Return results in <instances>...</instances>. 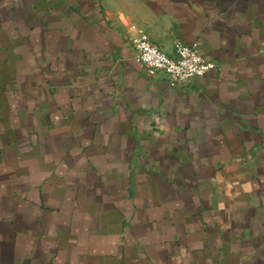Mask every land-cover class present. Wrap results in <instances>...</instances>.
Listing matches in <instances>:
<instances>
[{
    "label": "crops",
    "instance_id": "0c3cea01",
    "mask_svg": "<svg viewBox=\"0 0 264 264\" xmlns=\"http://www.w3.org/2000/svg\"><path fill=\"white\" fill-rule=\"evenodd\" d=\"M0 264H264V0H0Z\"/></svg>",
    "mask_w": 264,
    "mask_h": 264
},
{
    "label": "built area",
    "instance_id": "2783aa9c",
    "mask_svg": "<svg viewBox=\"0 0 264 264\" xmlns=\"http://www.w3.org/2000/svg\"><path fill=\"white\" fill-rule=\"evenodd\" d=\"M132 42L135 50L134 59L152 77L164 75L173 83H187L216 67L214 62L199 54L196 44L179 42L174 53L170 55L152 43L143 32H139Z\"/></svg>",
    "mask_w": 264,
    "mask_h": 264
}]
</instances>
